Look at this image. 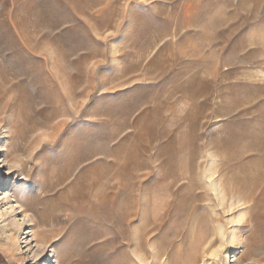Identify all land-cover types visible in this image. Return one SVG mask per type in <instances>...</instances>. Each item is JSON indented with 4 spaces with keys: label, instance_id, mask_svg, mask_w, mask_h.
Returning a JSON list of instances; mask_svg holds the SVG:
<instances>
[{
    "label": "rangeland",
    "instance_id": "374dc122",
    "mask_svg": "<svg viewBox=\"0 0 264 264\" xmlns=\"http://www.w3.org/2000/svg\"><path fill=\"white\" fill-rule=\"evenodd\" d=\"M77 231L63 264H264V0H0V264Z\"/></svg>",
    "mask_w": 264,
    "mask_h": 264
},
{
    "label": "bare ground",
    "instance_id": "6f19581e",
    "mask_svg": "<svg viewBox=\"0 0 264 264\" xmlns=\"http://www.w3.org/2000/svg\"><path fill=\"white\" fill-rule=\"evenodd\" d=\"M53 164L62 163L61 167L55 172H53V177L50 179L46 177L41 180H37V185L35 186V191L32 192L30 197L32 201L27 204L28 208H32L34 211L41 210L40 213H37V218L35 220V225L45 224V230L49 233H45L43 237L40 238V241L43 244H47L52 241L56 236L66 234L67 223L72 219V215L67 212L65 205L69 203H62L55 201L54 199H59L62 189L66 186V181L68 178L77 170L80 163L73 162L71 159L66 158L64 155H58L53 158ZM59 166V165H58ZM48 171H53L48 167ZM34 193V194H33ZM53 199H52V198ZM55 197V198H54ZM82 196H73L74 201H78ZM82 199H80L81 201ZM72 201V200H70ZM61 204V205H60ZM63 209L64 213H59L58 210ZM65 217V218H64ZM44 227V226H43ZM65 232V233H64ZM87 239L86 236H82L80 232H75V234L70 235L61 246L58 252V260L60 264L65 263L66 261H71L74 259L72 246L74 243H82ZM118 236H113L110 238V241H117ZM60 240L56 239L52 241L57 243ZM12 242H16L15 239ZM13 244V243H12ZM15 244V243H14ZM116 264V263H115Z\"/></svg>",
    "mask_w": 264,
    "mask_h": 264
}]
</instances>
